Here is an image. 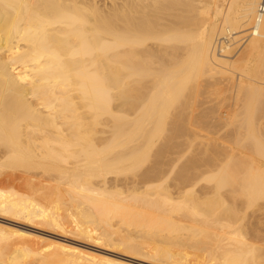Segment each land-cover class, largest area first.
I'll list each match as a JSON object with an SVG mask.
<instances>
[{"label": "bare ground", "instance_id": "bare-ground-1", "mask_svg": "<svg viewBox=\"0 0 264 264\" xmlns=\"http://www.w3.org/2000/svg\"><path fill=\"white\" fill-rule=\"evenodd\" d=\"M259 3L260 0H117L113 3L114 5L110 12L101 13L94 6H83V0H0V167L14 170V167L17 168L18 165L19 168L20 166L28 167L32 165L31 168L36 166L45 169V171L51 170L50 173L55 169L57 178H55L54 173H51V175L52 178L54 175V179H57L55 183L58 185L56 186H59V189H63V195L68 200H73L75 204L77 203L74 206L75 209H82L80 205L82 206L83 204V206L87 207V211L93 214L89 213L90 216H94L97 212L96 215L99 217H96L100 218V221L97 219L99 223L102 221L101 226L106 222L107 216L112 213L115 214L114 217L116 215L118 217L121 216V218L119 217L121 219L119 225H121V222L124 223V220H126V223L132 219L133 223L128 224V226L132 225V228H135L133 226L135 221V225L138 223V225H149L147 228H150V226L155 227V229L156 227H158L157 229L160 227L165 228L160 229L163 232L167 229L170 234L174 233L173 231L176 233L183 230H187L190 233L191 230L197 231L198 235H202L205 238L209 237L208 245L210 250L208 247L207 249L209 250L210 259L214 262L213 264H263L264 161L262 160L264 159V145L262 143L264 144V142L260 143V139H257L258 135L253 136L254 132L251 130L253 117L249 116L250 112L255 108L254 102L260 98L264 99L262 98L264 97V13L259 15ZM238 33L240 35L246 34L240 37L244 38L241 44L236 49H233L235 46L233 44L240 41L236 37ZM241 45L243 46L241 47ZM204 71L209 75L220 73L224 75L223 77L227 75V77L229 76L232 79L234 75L231 73H238L235 92L238 95L237 98H240L242 109H244L248 117L243 118V122L246 119L243 126L247 124V128L249 126L250 129V131L248 129L249 134H247L256 137L253 138L256 142V147H254L255 155H253L252 149H250V152L249 150L245 151L244 148L243 150L245 152L248 151V154L250 153L256 158L250 160L245 155L248 158V163L245 164L243 170L242 168L246 162L239 163L240 161L238 162L237 158L240 159V157L238 156L236 157L237 162L234 161L233 165L229 166L224 162L226 165L222 164V169L217 168V170L221 169L219 173L213 167L214 170L212 169V171L218 173L215 175V185L212 187L200 186L197 194H194L196 196L194 197L195 200L192 197L188 198L186 193L190 191L195 193L193 189H196L194 187L199 185L201 176L210 170L198 169V167L195 168L194 166L190 167L195 168L193 170L188 171V168L182 171L179 170L180 173L177 176L176 174L171 176L174 164H176L175 160L177 159L175 155L173 158H167L166 155L165 161L162 162V159L161 163L158 161V165L155 162L156 164H153L151 168L147 167L148 169H144L145 171L140 176L138 175V178L136 176L135 178L132 177L134 179L131 180L130 178V181H125V178L120 179L124 183H122L123 185L120 184V180L118 182L119 178L117 177L122 170H120L118 165L121 166L123 162L125 167L124 169L121 168L123 170L129 165L128 167H131L130 170L129 168L128 171L127 169L125 170L128 173L142 163V157L140 158L137 154L138 152L135 151L140 145L136 147L130 145L132 148L129 146L127 148L126 145L128 143L141 139L146 148L151 146L150 148L152 149L155 137L161 136L168 128H172L173 125L171 123L167 127L168 118L170 121L179 120L180 122V124L174 125V128H176H173L174 131L182 130V125H185V123L186 129L190 128L191 125L193 126L192 117L196 115L193 114L195 113L193 108L195 105L192 107L191 99L197 94V76L201 73L203 74ZM208 79L211 80L209 76ZM224 79L226 80L227 78H223V82L225 81ZM226 84H231V82ZM111 88L115 89V91L112 92ZM83 107L92 114L94 121L96 120L95 122H98L99 116L105 114L113 118V126H108L111 127V137H109L111 132L108 131L110 129L107 127V131H105L106 129L101 130L99 137L86 133ZM199 114L201 115V113ZM107 132L110 133L106 136ZM172 133H169V135ZM98 134L100 133L98 132ZM191 135L193 134L191 133ZM169 139H171V136ZM98 140L99 143L97 142ZM209 142L212 145L213 142ZM180 143L182 144V142ZM135 145L137 144L135 143ZM203 146L205 147L206 145L204 144ZM200 147L202 148V145ZM222 147L219 148L223 151ZM220 149L217 151V155L219 153L222 155ZM213 150L215 151V148ZM224 150L227 151L226 149ZM168 151L169 149L160 151L161 154L159 156ZM142 153H144V150ZM156 154L155 159L157 158ZM224 154L223 152V158ZM229 155L232 156L231 153ZM147 156L146 154L143 159H147ZM194 156H197V160L194 159L198 163V158L201 156L198 157L197 154ZM138 158L141 159V162ZM228 158L232 157L228 156ZM213 159L215 163L218 161H216L214 156ZM225 159L227 160V155ZM225 159H220L219 162H223ZM212 160L211 162H213ZM125 161L133 164L130 165L128 163L125 165ZM186 161L183 160L184 163ZM215 163L210 165L217 167ZM181 167L183 168V165ZM4 170L2 169V171ZM5 173L3 178L9 175L7 172L5 176ZM9 173L11 176L12 173ZM110 173L114 174L110 175ZM13 175L16 177V174ZM92 177L98 179L93 182L91 181ZM11 178L14 177L11 176ZM203 178L205 179L204 175ZM164 182L168 183L167 186L169 185V187L166 186V192L162 191L163 193H161L160 189L163 188H159L158 183L163 185ZM152 183L155 186L157 183L159 188L155 196L153 189L150 190L154 193L152 197L138 195L142 193L141 191L132 192V190H139V185H147L149 187ZM118 184L121 186H118ZM1 185L4 186L5 184ZM226 186L231 188L230 191L233 194L232 202L228 201L231 204V209L227 208L230 212L229 215L232 217H227V209L225 210L226 207L224 206L228 203L224 195L228 194H218L219 189ZM144 190H146L145 187ZM148 190L146 191L148 192ZM16 191L18 190L6 189L5 186L4 188L0 186V218L5 217L4 215H11L20 217L18 219H27L28 222L30 221L34 224H53L56 228L65 231L66 228L64 227L65 229H63L61 227V224L64 225V223L60 224L63 220L61 217L63 215H60V217L59 214L55 215L53 208L47 206L51 203L46 205L35 194L29 196V194H22L23 191L21 190L22 193L19 191L17 193ZM147 192L144 193L146 194ZM211 193L219 195L221 199L220 207H222L223 203V210L227 213L225 216L215 215V218H202L205 213H210L206 212L205 207L207 203L209 205V202H204L206 203L205 209L203 208L204 210H202L195 201L197 199H208ZM258 199H260L256 208L258 212L255 213L253 211L244 221L247 233L246 231L238 230V227L240 229L243 227L240 225L237 226V230L236 228L234 229L235 220L242 219V222L246 217L248 204L254 205ZM65 201L67 200L65 199ZM54 203H57V201ZM66 203L64 202L65 206H68V201ZM64 204H60V206L63 205V209ZM217 206L219 208V204ZM47 207H51L52 212H50L51 208L48 209ZM83 209L85 210V208ZM211 209L213 211L215 208L213 209L212 207ZM84 210L81 213V217L85 215ZM93 211L94 213H92ZM218 211L222 210L218 209ZM78 214L80 215V213ZM207 214L205 216H208ZM212 214L210 213L209 216ZM79 215H76L78 217L77 220L81 218H79ZM101 216L106 218L102 219ZM222 216L223 218H221ZM196 217H198V220L194 219ZM182 218L188 221L194 220V223L199 221V223L197 222L199 224V226L197 225L198 228L194 229V226L183 223ZM83 220L82 218L80 219L81 224L77 225V228L72 229V232L81 234L97 244L112 246L117 242H113L109 238L110 236L106 238L108 234L105 230L106 236L104 233L101 234L102 232L96 234V230L99 227L92 223L91 220L88 221L92 225H88L87 221ZM241 222L240 224H242ZM115 224L116 222L113 225ZM17 227L10 228L0 223V237L8 236L23 241H31L32 239V243L33 240L36 243H43L41 246L45 247V249L47 248V251L53 247L57 250L56 253L61 256V261L64 264H128L119 258H108L109 256L97 259V256H93L75 245L55 240H50L47 244L48 241L46 242L45 238L34 236ZM106 227L107 230L113 226L109 223ZM123 227L120 228L119 226L118 228L122 229ZM115 229L116 231H113L114 235L118 233L120 236L121 234L117 232V228ZM115 229L113 227V230ZM161 230L160 236L162 237ZM132 231L134 232L135 230L133 229ZM121 233H123V229ZM128 233L131 234V232ZM143 234V237L148 236H145L148 232ZM118 235L116 234V237ZM123 235L128 238L125 239L124 237L127 241L132 239L131 235L129 238L127 233L125 234V230ZM135 236L133 235L134 239ZM154 236H156L158 241H162L164 238L159 239V235L157 236L156 234ZM138 238H142V236ZM124 239H121L122 242L125 241ZM208 239L206 238V240ZM178 240L180 239L177 237L175 243H172L176 244ZM200 240L202 241L203 239ZM44 241L47 245H44ZM201 241V244L205 243ZM135 242L133 241V243ZM141 242L142 240L139 243ZM195 242L193 243L197 245V242ZM180 243H177V246H181ZM81 244L79 243V245ZM144 244L148 245V242H144ZM133 246L132 244L129 247L125 246V250L146 259L162 260L173 264H199L198 262L193 263V258H196L194 255L193 258H189L190 260L192 259L191 261L187 258L186 255L191 253V251L178 254L176 257L174 255L175 251L173 253L170 248H163L160 245L153 247L152 244L150 246L153 248L147 247V251H143L146 249L143 247L145 245H141L143 250ZM203 246H201L202 249L198 248V250L203 251L204 247L206 250V246ZM27 247L24 248L25 250L23 248L21 250H29ZM193 247L195 246L193 245ZM195 250L194 253H198V250L196 252ZM44 251L42 250L41 253ZM26 252H24L25 254L21 252V254L27 255ZM176 252L178 253V249ZM205 252L207 254V251H204V254ZM0 255L2 257V254ZM3 256V258L7 257L4 254ZM28 257L31 258V256ZM38 258L42 261L40 262L42 264L43 258L41 256ZM5 259L0 264H5L6 262L10 264V261ZM206 259L204 257V260ZM58 264L61 263L58 262Z\"/></svg>", "mask_w": 264, "mask_h": 264}, {"label": "rangeland", "instance_id": "rangeland-1", "mask_svg": "<svg viewBox=\"0 0 264 264\" xmlns=\"http://www.w3.org/2000/svg\"><path fill=\"white\" fill-rule=\"evenodd\" d=\"M117 0H83V6L85 5V6H89V7H91V6H94V7H96L98 10H100L101 11V13H107V12H110L111 11V9H112V7H113V3L114 2H116ZM88 7V8H89ZM243 34H246V33H243ZM240 35V33H238V34H236L237 36L236 37H238L237 39H239L240 41H237L236 43H234L233 44V49H236L237 47H238V45H240L241 44V42L244 40V38L242 39V38H240L241 36H244V35ZM243 45H241V47H242ZM241 49V48H240ZM234 51V50H233ZM199 74H200V72H199ZM202 74V73H201ZM200 74V75H201ZM205 76H207V77H205ZM203 76L201 75V77H200V79H199V76L200 75H198L197 76V85H198V87H197V94H195V96L193 97V99H191V104H192V107L195 109V113H193V114H195L196 116H193L192 118H193V122H194V124H193V126L191 125V127L190 128H188V129H186V123H185V125L183 124L181 127V129L182 130H180V131H174V129H176V128H174L175 126L174 125H178V124H180V122H179V120H177V121H170V119L168 118V124H167V127H169V124L171 123L173 126H172V128H168L161 136L159 135L158 137L156 136L155 138L156 139H154L155 141H153V143H152V149L150 148L151 146H147V148H146V145L145 144H143L144 142H143V140H136V141H134V142H130V143H128L127 145H126V147L127 148H132L131 146L133 145L134 147H136V146H138V145H140L139 147H137V150H135V151H137L138 153V155L140 156V158L142 157V163L141 164H139V165H137V167H135V168H133V166H132V168L134 169V170H132L131 169V171H129L128 173H127V171H128V166L129 165H127L126 167V169H127V171H125V170H123L125 167H124V164H123V162H122V165L121 166H119L118 165V167L120 168V170H122L120 173L118 172V171H120L118 168H117V172L119 173H117L118 174V177L117 178H119L118 179V182H119V180L121 179L122 180V178L125 180V181H130V178H131V180L132 179H134L135 178V176L138 178L141 174H142V172H144L145 170H147L149 167L151 168L152 166H153V164H156V165H158L159 163H161V160H162V162L163 161H165L166 160V157L168 158V157H174V155H175V157H177V161L175 160V162H176V164H174V170L172 171V173H171V176H175V174H176V176H177V174H179L180 173V171H182L183 169L184 170H186L187 168H188V171L189 170H193V169H195V168H197L198 167V169H207V170H210L209 172H207V173H203V175H204V177H205V179L203 178V175L201 176V179H200V183H198L199 185H196L194 188H196V189H193V191L195 190V193L194 192H192V191H190V192H185L186 194H188L187 196H188V198H190V197H192L193 199H194V197H196L195 195L197 194V192H198V188L201 186V187H204V186H210V187H212L213 185H215V175H216V173L218 172H220V170L222 169V164H224V162H226L227 163V165H233V163H234V161L235 162H237V160H238V162L239 163H243V162H246V163H244V166H243V168H242V170L244 169V167H245V164H247L248 163V158H250V160L252 159V158H256V156H252L250 153L248 154V151L247 152H245L246 150H249V152H250V149H252L251 151H255L254 150V147H256V142L253 140V138H256V137H253V136H255V135H258V137H257V139L259 138L260 139V143H262V142H264V128H263V126H264V99H259L258 101H256V102H254V110L252 111V112H250V115L249 116H251V117H253V122H252V124L254 125H251V130H252V132H254V135L252 136H249L248 134V129H249V126H248V128H247V124H244V126H243V123L244 122H246V119H244V122H243V118H248L247 117V114H245V111H244V109H242V103L240 102V98L238 99L237 97H238V95H237V93L235 92L236 91V81H237V78H238V73L237 72H235V74H234V72H232L231 74H233L232 76H233V79L232 78H229V76L227 77V75H226V77H223L224 75H221L220 73L218 74V73H216V74H213V75H209L207 72L205 73V71L203 72ZM208 74V75H207ZM208 76H209V78L211 79V80H209L208 79ZM211 77H213V78H211ZM227 78L225 81H227V82H223V78ZM218 79V80H217ZM220 79H222V80H220ZM232 79V81H230ZM214 80V81H213ZM220 80V81H219ZM219 81V82H218ZM221 81H222V83H221ZM229 81V82H228ZM206 82V83H205ZM231 82V84H226V83H230ZM199 83V84H198ZM212 83V84H211ZM220 83V84H219ZM204 84V86H202ZM216 84V85H215ZM225 85V86H223V85ZM217 85H218V87H217ZM222 86V87H221ZM227 86V87H226ZM230 88H229V87ZM205 87V88H204ZM208 87V88H207ZM211 88V89H210ZM225 89V90H224ZM230 91H229V90ZM232 89V90H231ZM212 90V91H211ZM216 90V91H215ZM111 91L112 92H114L115 91V89H112L111 88ZM229 91V92H228ZM208 92V93H207ZM204 93H205V95H204ZM225 93V94H224ZM230 93V94H229ZM199 94V95H198ZM209 96V97H208ZM229 96V97H228ZM236 96V97H235ZM225 97V98H224ZM220 98V99H219ZM262 98H264V97H262ZM196 99V100H195ZM210 99V100H209ZM212 100V101H211ZM228 100V101H227ZM235 100V101H234ZM202 101V102H201ZM210 101V102H209ZM194 102V103H193ZM197 103V104H196ZM206 104V105H205ZM229 104V105H228ZM237 104V105H236ZM241 104V105H240ZM197 106H199L198 107V109H197ZM210 106V107H209ZM238 106V107H237ZM240 106V107H239ZM202 107V108H201ZM208 107V108H207ZM209 108H211V109H209ZM213 108V109H212ZM224 108V109H223ZM226 108V109H225ZM193 109V110H194ZM197 109V110H196ZM206 109V110H205ZM209 110V111H208ZM237 110V111H236ZM242 110V111H241ZM233 111V112H232ZM199 113H201V115L199 114ZM217 113V114H216ZM218 114H220V115H218ZM209 115V116H208ZM228 115V116H227ZM227 116V117H226ZM246 116V117H245ZM83 117H84V120H85V122H86V124L84 125V127L87 129V131H86V133H91V134H93V136L94 135H97V137H99L100 135H101V130L103 131V130H105V131H107V128L108 129H110V130H108V131H110L111 132V134H109L110 136L109 137H111L112 136V131H111V127L113 126L112 125V123H113V118L111 117V116H109V115H102V116H99V120H98V122H95L94 121V119H93V117H92V114L86 109V108H84L83 107ZM227 118V120H226V118ZM206 118V119H205ZM207 118H209V119H207ZM233 118V119H232ZM196 119V120H195ZM223 119V120H222ZM232 119V120H231ZM184 120H186V119H184ZM203 120H205V121H203ZM214 120H215V122H214ZM222 120V121H221ZM218 121H220V122H218ZM179 122V123H178ZM225 122V123H224ZM107 123V124H106ZM231 123V124H230ZM104 124V125H103ZM199 124V125H198ZM212 124V125H211ZM215 124V125H214ZM226 124V125H225ZM111 125V127H108V126H110ZM208 125V126H207ZM240 125H241V127H240ZM105 126V127H104ZM107 127V128H106ZM203 127V128H202ZM216 127V128H215ZM221 127V128H220ZM242 127H244V128H242ZM102 128H104V129H102ZM174 128V129H173ZM213 128V129H212ZM233 128V129H232ZM190 129H191V131H190ZM194 129V130H193ZM200 129V130H199ZM227 129V130H226ZM100 130V131H99ZM207 130V131H206ZM220 130V131H219ZM241 130V131H240ZM100 133V134H98V132ZM189 131V132H188ZM219 131V132H218ZM232 133H231V132ZM249 131H250V129H249ZM110 132H107L105 135L107 136L108 135V133H110ZM172 132H174V133H172ZM182 132V133H181ZM197 132V133H196ZM202 132V133H201ZM214 132V133H213ZM216 132V133H215ZM243 132H244V134H243ZM166 133V134H165ZM169 133H172V134H170L169 135ZM191 133L193 134V135H191ZM194 133H195V135H194ZM200 135H199V134ZM248 133V134H247ZM168 134V135H167ZM215 134H216V136H215ZM236 134V135H235ZM240 134V135H239ZM99 135V136H98ZM184 135V136H183ZM238 135V136H237ZM163 136V137H162ZM168 136H169V138H170V136H171V139H169L168 138ZM173 136V137H172ZM179 136V137H178ZM201 136V137H200ZM212 136V137H211ZM218 136H220V137H218ZM243 136V137H242ZM177 137H178V139H177ZM196 137V138H195ZM205 137V138H204ZM234 137V138H233ZM247 137V138H246ZM250 137V138H249ZM158 138V139H157ZM176 138V139H175ZM201 139V140H200ZM230 139V140H229ZM234 139V140H233ZM238 139H240L239 141H238ZM167 140V141H166ZM199 140V141H198ZM205 140H206V142H205ZM213 140V141H212ZM215 140V141H214ZM248 140V141H247ZM251 140V141H250ZM209 141H211V142H213L212 143V145L211 144H209L210 142ZM237 141H238V144H237ZM250 141V142H249ZM98 143H99V140L97 141ZM96 142V143H97ZM179 142V143H178ZM180 142H182V144L180 143ZM190 142H192V143H190ZM209 142V143H208ZM228 142V143H227ZM248 142H249V144H248ZM253 142H254V145H253ZM135 143L137 144V145H135ZM170 143H171V145H170ZM175 143H177V144H175ZM202 143V144H201ZM216 143V144H215ZM218 143V144H217ZM222 143V144H221ZM236 143V144H235ZM250 143H252V144H250ZM169 144V145H168ZM180 145V147H178L179 145ZM206 145L205 147L203 146V145ZM221 144V145H220ZM226 144H228V145H225ZM247 144V145H246ZM131 145V146H130ZM178 145V146H177ZM189 145V146H188ZM191 145V146H190ZM198 145V146H197ZM200 145H202V148L200 147L199 148V146ZM215 145V147H213L212 148V146H214ZM220 145V146H219ZM222 145H224L223 147H222ZM238 145V146H237ZM243 145V146H242ZM249 145V146H248ZM253 145V146H252ZM262 145H264L263 143H262ZM129 146V147H128ZM160 146V147H159ZM164 146V147H163ZM175 146V147H174ZM228 146H230L229 148H228ZM253 148H252V147ZM156 147V148H155ZM167 147V148H166ZM188 147H189V149H188ZM190 147H191V149H190ZM218 147V148H217ZM219 147H222V149H223V151L219 148ZM247 147V149H245ZM210 148H211V150H210ZM215 148V151L213 150L212 151V149H214ZM232 148H234V149H232ZM243 148H244V150H243ZM148 149H151V150H148ZM166 149H169V151L168 152H165L163 155H160L159 156V154H161V152L160 151H164V150H166ZM181 151H180V150ZM200 149H201V151H200ZM217 149V150H216ZM219 149H220V152H222V155L219 153V155H217V151H219ZM224 149H226L227 151H225ZM139 150V151H138ZM143 150H144V153H142L143 152ZM154 150V151H153ZM158 150V151H157ZM179 150V151H178ZM186 150H188V151H186ZM197 150H198V152H197ZM209 150V151H208ZM230 150V151H229ZM150 151V152H149ZM157 151V152H156ZM176 151H178V152H176ZM229 151V152H228ZM234 151V152H233ZM236 151V152H235ZM239 151V152H238ZM140 152V153H139ZM147 152V153H146ZM170 152H172V153H170ZM176 152V153H175ZM180 152V153H179ZM205 152V153H204ZM211 152H213V153H211ZM216 154H215V153ZM223 152L225 153L224 154V158H223ZM226 152H228V154H226ZM236 153V154H233V153ZM238 152V153H237ZM253 152H251V153H253ZM149 153V154H148ZM153 155H152V154ZM157 153V154H156ZM163 153V152H162ZM179 153V154H178ZM198 153H200V154H198ZM202 153V154H201ZM204 153V154H203ZM229 153H231V155L232 156H230L229 155ZM240 153V154H239ZM136 154V155H137ZM143 154H144V156L147 154L148 156V158L147 159H143V158H145L144 156H143ZM155 154L157 155L156 157V159H155ZM195 154H197L198 155V157H200V158H198L199 160L201 159H203L202 161L200 160H198L197 162L198 163H196V157L197 156H194ZM209 154H210V156H209ZM212 154V155H211ZM214 154V155H213ZM238 154V155H237ZM137 155V156H138ZM142 155V156H141ZM167 155V156H166ZM171 155V156H170ZM178 155H180V156H178ZM185 155V156H184ZM222 157H221V156ZM226 155H227V160L225 159L226 158ZM235 157H234V156ZM248 157H246V156ZM253 155H255V152H254V154ZM151 156V157H150ZM166 156V157H165ZM205 156V157H204ZM212 156V157H211ZM213 156H214V158L216 159V161L218 162V164H217V162L215 163V160L213 159L212 160V158H213ZM215 156H217L218 157V159H217V157H215ZM228 156L229 157H232V158H228ZM240 157V159L239 158H237V160H236V157ZM241 156H244V157H241ZM163 157V158H162ZM181 157V158H180ZM207 157V159H205ZM209 157V158H208ZM140 158H138L139 160H140V162H141V159ZM150 158V159H149ZM196 160H195V159ZM211 158V159H210ZM225 159V160H223V162L221 161V162H219L220 161V159ZM234 158V159H233ZM243 158V159H242ZM159 159V160H158ZM181 159V160H180ZM210 159V160H209ZM143 160H144V162H143ZM155 160V161H154ZM183 160L184 161H186V160H188V161H186V163H184L183 162ZM211 160L213 161V162H211ZM229 160V161H228ZM231 160V161H230ZM244 160H246V161H244ZM249 160V161H250ZM150 161V162H149ZM158 161H159V163H158ZM182 161V162H181ZM195 161V162H194ZM228 161V162H227ZM262 161H264V159L262 160ZM126 162V161H125ZM124 162V163H125ZM148 162V163H147ZM156 162V163H155ZM174 162V163H175ZM200 162V163H199ZM201 162H203L202 164H201ZM128 163H130V165H132L133 163L132 162H128ZM127 162L125 163V165L126 164H128ZM187 163H188V165H189V167H188V165H187ZM204 163H206V164H204ZM216 164L217 165V167H215V165H210V164ZM221 163V164H220ZM231 163V164H230ZM185 164V165H184ZM191 164H192V166H191ZM199 164V165H198ZM176 165V166H175ZM183 165V168L181 167ZM198 165V166H197ZM218 165H220V166H218ZM226 164H224V166H225ZM177 166H179V167H177ZM186 166V167H185ZM195 166V168H190V167H194ZM203 166H205V167H203ZM25 167V168H24ZM32 167V165H30V166H28V167H26V166H20V168H19V165L17 166V168H15L14 167V170H12V168H7V167H3V168H1L0 167V177L5 173V176L7 175V172H8V174L9 175H7L8 177H10L11 178V176L12 177H14V178H8L7 176L5 177V178H3L4 177V175L2 176V178H0V186L1 187H3L4 188V186H5V188L7 189V188H11V189H13V190H18L19 192H21V191H23V193L22 194H26V195H28L29 194V196H33V194H35V196L39 199V200H41V202H43L44 204H50V205H47V206H51L52 208H53V211H54V213H55V215L56 214H59V217H60V215H63V216H61L62 217V221L60 222V224L63 222L64 223V225L63 224H61L62 226L61 227H63V229H65V231H63V230H61L60 228H56L53 224H46L45 225V223L43 224V223H33V222H30V224H29V222L27 221V219H23V218H21V219H18V218H20V217H15V216H11V215H4L5 217H3V218H0V223L1 224H3L4 226H7V227H17V228H19V229H22V230H24V231H26V232H29V233H31L32 235H34V236H41V237H43V238H45V241L47 242V244L49 243V241L50 240H55V241H59V242H62V243H66V244H69V245H75L76 247H78V248H81V249H83L84 251H86V252H88L89 254H91V255H93V256H97L96 258L97 259H99V258H104V257H108V258H119L120 260H122V261H124V262H126V263H128V264H168L169 262H166V261H162V260H152V259H150V258H143V257H141V256H138V255H134V254H132V253H129V252H127L126 250H125V246H127V247H129V246H131V244H132V246L136 243V242H138L139 240L141 241L142 240V244L141 243H136V245H134L133 247H137L138 249H139V245L141 244L142 246L143 245H145V246H143V247H145L146 249H144L143 250V247H141V245H140V249L139 250H143V251H147V247L148 248H150V249H152L154 246H156V245H160V246H162L163 248H170V250L174 253V251H175V254L174 255H176V257H177V255L178 254H182V253H188V252H190L191 251V253H189V254H187L186 256H187V258L189 259V258H193V255L197 258H193V263H195V262H198L199 264L201 263V264H203V263H209V264H213L214 262H213V260H211L210 259V255H209V250H210V247H209V237H206L208 240H206V238L205 237H203L202 235H198L196 232L197 231H192L191 230V233L189 232V231H187V230H183V231H177V233L175 232V231H173L174 233H172V231H171V233L172 234H170L169 232V230H165L164 232H163V230H161V229H165V228H159V229H157L158 227H156V229H155V227H153V226H150V228H147V227H149V225L148 226H146V225H138V224H136L135 225V221H134V224H133V226H135V228H132V225H130L131 226V228H130V226H128V224L129 223H133V221H131V220H128V222H126L125 223V221L126 220H124L123 222L124 223H122L121 222V225H119L120 224V218H121V216H119L118 217V215H116L115 217H114V215L115 214H112V213H110V215H108L107 217L108 218H106L107 220H106V225H104L103 224V226H101V223H102V221H101V223H99L98 222V220L97 219H99V221H100V218H97V217H99V216H97L96 214H97V212L95 213V217L94 216H90V212L89 211H87V207L86 206H83V204H82V206L80 205V208H85V210H84V212H85V215H83L84 217H81L82 215H81V213L83 212V210L82 209H75V207L74 206H76L77 205V203L75 204V201H73V200H68L64 195H63V189H59L60 187L59 186H56V185H58L57 183H55V181H57V179L55 180L54 179V175L56 174V170L54 169V170H52V172L51 173H54V175H53V178H52V175H51V173H50V171H45V169H43V168H39V167H36V166H34L33 168H31ZM148 167V168H147ZM200 167V168H199ZM213 167H214V169L215 170H217V168H221L219 171L217 170V172L216 171H212V169H213ZM31 168V169H30ZM121 168H123V169H121ZM131 168V167H130ZM130 168H129V170H130ZM142 168H143V170H142ZM177 168H179V169H177ZM2 169L5 171H2ZM34 169V170H33ZM42 169V170H41ZM136 169V170H135ZM145 169V170H144ZM213 169V170H214ZM26 170V171H25ZM33 170V171H32ZM142 170V171H141ZM177 170V171H176ZM180 170V171H179ZM14 171V172H13ZM43 171H44V173H43ZM2 172H4V173H2ZM9 172H13L12 174H11V176H10V173ZM32 172H33V174H32ZM36 172V173H35ZM126 172V173H125ZM2 173V174H1ZM38 173V174H37ZM217 173V174H218ZM13 174H16V177H15V175H13ZM21 174V175H20ZM42 174H44V175H42ZM112 174H114V173H110V175H112ZM129 174H131V175H129ZM134 174H136V175H134ZM206 174H207V177H206ZM213 174V175H212ZM35 175V176H34ZM48 175H50V176H47ZM139 175V176H138ZM122 176V177H121ZM209 176V177H208ZM44 177H46V178H44ZM50 177V178H49ZM121 177V178H120ZM132 177H134V178H132ZM211 177V178H210ZM48 178V179H47ZM55 178H57L56 177V175H55ZM93 178V179H92ZM91 178V181H93L94 182V180L96 179H98V178H94V177H92ZM23 179V180H22ZM53 179V180H52ZM127 179V180H126ZM129 179V180H128ZM207 179V180H206ZM90 180V179H89ZM95 180V181H96ZM120 180V184H122L123 183V181H121ZM5 181V182H4ZM41 182V183H40ZM211 182H214V183H211ZM36 183V184H35ZM210 185H209V184ZM1 184H5L4 186L3 185H1ZM11 184V185H10ZM120 184H118V186H121ZM124 184V183H123ZM122 184V185H123ZM167 184L168 183H166V182H164V184L162 185V183L161 184H159L158 183V185L160 186L159 188H165L164 190L163 189H160L161 190V193H163L164 191L166 192V186H167ZM41 185H43V186H41ZM6 186H8V187H6ZM16 186V187H15ZM17 186H18V188H17ZM27 186V187H26ZM53 186V187H52ZM164 186V187H163ZM13 187H15V188H13ZM38 187V188H37ZM43 187H45V188H43ZM52 189H51V188ZM59 187V188H58ZM122 187H124V186H122ZM141 187V188H140ZM143 187V188H142ZM144 187H145V189L146 190H148L149 188V190H148V192L146 191V190H144L143 191V189H144ZM151 187H153V188H151ZM155 187V188H154ZM167 187H169V185L167 186ZM227 187V186H226ZM226 187H223V188H220L219 189V193L218 194H220V193H222L223 195L224 194H228V195H224V196H226V202H232V200H231V198H232V196H233V194L231 193V191H230V187L228 186L227 188ZM17 188V189H16ZM42 188V189H41ZM158 188V186H157V183H156V186H155V184L154 183H152L151 185H149V187L146 185H142V186H138V189L139 190H132V192L134 191H141L142 193L140 194H138V195H140V196H149V197H152L153 196V194H154V196L156 195V192H157V189H159ZM28 189V190H27ZM57 189V190H56ZM131 189H133L132 187H131ZM141 189V190H140ZM154 190V193H152V191H150V190ZM21 190V191H20ZM35 190V191H34ZM46 190V191H45ZM122 190H124V188H122ZM18 191H16L17 193H19ZM163 191V192H162ZM189 191V190H188ZM221 191V192H220ZM225 191H227V192H225ZM27 192V193H26ZM37 192V193H36ZM59 192V193H58ZM127 192V191H126ZM144 192H147L146 194L144 193ZM230 192V193H229ZM43 193V194H42ZM149 193V194H148ZM152 193V194H151ZM45 194V195H44ZM48 194V195H47ZM55 194V195H54ZM124 194H126V193H124ZM195 194V195H194ZM218 194H216V193H211L210 195H209V198L208 199H210V200H208V199H197L195 202H197L196 204H197V206H198V204H199V208L200 209H202V210H204L205 208H204V206H205V204L206 203H204L205 201L206 202H209V205H207L206 204V212H210L211 214L212 213H214V214H212L211 216H209V214H207V213H205V215L207 214L208 216H203L202 218H205V217H208L209 219L212 217V218H215L214 216L215 215H218V216H221V215H223V216H225L227 213V217L228 216H231V215H229V211H228V209L230 208V205L231 204H229V202L228 203H226V204H229V205H224L223 203H222V207H220V205H221V202H220V197H219V195ZM221 194V195H222ZM61 195V196H60ZM127 195H128V193H127ZM131 195V194H130ZM218 195V196H217ZM186 196V195H185ZM64 200H63V199ZM187 198V197H186ZM46 199V200H45ZM65 199L68 201V206H69V208H68V206L66 205L65 206V204H67L66 202L67 201H65ZM59 200V201H58ZM62 200H63V203H62ZM195 200V199H194ZM208 200V201H207ZM231 200V201H230ZM57 201V203H54V202H56ZM202 201V202H201ZM49 202V203H48ZM64 202H65V204H64ZM213 202H214V204H213ZM260 202V199H258L256 202H255V204L253 205H249L248 204V206H247V208H246V213L247 214H245L246 215V217L244 218V220L241 222V220L242 219H236L235 220V224H233V227H234V229L236 228V230H237V226H243L241 229H240V227H238V230H240V231H246L245 229H247L246 228V226H244V225H246L245 224V222L244 221H246L245 219H247V216L248 215H250V213H252L253 211H255V213H257L258 211L256 210V208H257V203H259ZM53 203V204H52ZM132 203V202H131ZM201 203V204H200ZM203 203V204H202ZM219 204V208H218V206H217V204ZM60 204H64V209L66 210H64L62 207H63V205H61L60 206ZM213 204V205H212ZM57 205H58V207H57ZM214 205H216V207H214ZM226 207L225 208V210L227 209V213H226V211L225 210H223L224 209V206ZM209 206V207H208ZM228 206V207H227ZM51 207H49V208H51ZM208 207V208H207ZM213 207V211H211L212 208ZM48 208V207H47ZM48 208V209H49ZM52 208L50 209V212H52L51 210H52ZM59 210V209H61V210H57V209ZM71 208V209H70ZM204 208V209H203ZM216 208H217V210H216ZM77 210L78 211V213H80V215L77 213L76 214V212H75V210ZM218 209H221L222 211H218ZM231 209V208H230ZM60 211H61V214H60ZM215 211H217L216 213H218V214H216L215 213ZM205 212V211H204ZM65 213V214H64ZM71 213V214H70ZM74 213V214H73ZM90 213V214H89ZM92 213H94V211L92 212ZM249 213V214H248ZM111 214H112V216H111ZM74 215V216H73ZM76 215H79V218L81 217L82 218V220L84 219L85 221H87L86 223L88 224V225H92V223H94V224H96L97 225V227H99L98 228V230H96L97 232H96V234H99V233H101V234H103L105 231H106V233L108 234H106V233H104V235L106 236V238L108 237V236H110L109 238L111 239V240H113V242L115 241H117L116 243H114L112 246H110V245H104V244H100V243H93L94 241H92V240H90V239H87V237L85 238L83 235H81V234H75L74 232H72V229H74V228H77V225H79V224H81V222H80V219H78L77 220V216ZM88 215V216H87ZM91 215H93V214H91ZM104 216H106V215H104ZM104 216H101L102 217V219H105L104 218ZM223 216L221 217V218H223ZM15 217V218H14ZM65 217H67V218H65ZM232 217V216H231ZM89 218V219H88ZM97 220H95V219ZM110 218H112V219H110ZM116 218V219H115ZM200 218V217H199ZM101 219V220H102ZM195 220H198V217H196V218H194ZM83 220V221H84ZM88 220H91V222L92 223H90ZM92 220H95L96 222H98V223H96L95 221H92ZM123 220V219H122ZM199 220H201V219H199ZM242 223V224H240V222ZM68 221H70V222H68ZM184 221V222H183ZM193 221V222H192ZM5 222V223H4ZM7 222V223H6ZM90 224H89V223ZM116 222V226L115 225H113L114 223ZM117 222H119V223H117ZM182 222L183 223H187V224H189V225H192V226H194L193 228L194 229H196V228H198V226H199V221H195L196 223H194V220H186V219H184V218H182ZM239 222V223H238ZM244 222V223H243ZM33 223V224H32ZM68 223H70V224H68ZM85 223V224H86ZM112 224V226L114 227V229L115 228H117V232H119L121 235L119 236L118 235V233H115V235H114V232L113 231H116V229L115 230H113V227L112 228H110V229H107V230H109L108 232H107V230H106V226H107V224ZM13 224V225H12ZM40 224V225H39ZM83 224V223H82ZM100 224V225H99ZM124 224V225H123ZM194 224V225H193ZM237 224V225H236ZM48 225V226H47ZM49 225H50V227H49ZM127 225V227L125 228V226ZM198 225V226H197ZM31 226V227H30ZM47 226V227H46ZM71 226H74V227H71ZM120 226V228L121 227H123L122 229H123V233H124V230H125V234L127 233V235L129 236V238L131 237L132 239H129V241H127V240H125V239H128V238H126V236H124L123 235V233H121L122 232V229H120V228H118ZM141 226V227H140ZM142 226H144V227H146V228H144V227H142ZM236 226V227H235ZM53 227H55V228H53ZM65 227V228H64ZM104 227V228H103ZM106 227V228H105ZM103 228V229H102ZM125 228V229H124ZM142 228H144L143 230H142ZM27 229V230H26ZM35 229V230H34ZM37 229V230H36ZM54 229V230H53ZM60 229V230H59ZM68 229V230H67ZM121 231H119V230ZM135 230L134 232L132 231V230ZM146 229V231H144ZM148 229V230H147ZM100 230V231H99ZM105 230V231H104ZM138 230H140L141 232H148V234H146L145 236H147V237H143L144 236V234L143 233H141L140 231H138ZM152 230V231H151ZM153 230H154V233H153ZM160 230L162 231V233H161V235L163 234H165L164 236L162 235V237L160 236ZM257 230H259L258 228H257ZM68 231H70L69 233H68ZM155 231H156V233H155ZM167 231H169V232H167ZM128 232H131V234H129ZM135 232H136V234H135ZM137 232H139V233H137ZM153 233V234H151V233ZM193 232V233H192ZM110 233V234H109ZM112 233V234H111ZM150 233V234H149ZM158 233V234H157ZM166 233H168V234H166ZM189 233H190V235H189ZM246 233H247V231H246ZM255 233V232H254ZM44 234V235H43ZM73 234H75V235H73ZM116 234L119 236H117L118 238H120L119 240H118V238L116 237ZM141 235L142 236V238H138V237H141V236H138V237H136L135 235ZM159 235L158 236V238L160 239H162L163 237V240H165V238H166V240L165 241H161V240H157V238H156V236H154V235ZM178 234V239H180V240H178L177 241V243H180L181 244V246L179 245V246H177V243L176 244H174L175 243V241L177 240V237H176V235ZM264 234V233H263ZM60 235V236H59ZM76 235H78V236H76ZM131 235V236H130ZM133 235L135 236V239L133 238ZM154 237H153V236ZM167 235V236H166ZM169 235V236H168ZM173 235V236H172ZM192 235H193V237H192ZM75 236V237H74ZM127 236V237H128ZM152 238H151V237ZM171 236H172V238H171ZM190 236V237H189ZM80 237H81V239H80ZM123 237V238H122ZM124 237H125V239H124ZM151 238L150 240H149V238ZM176 237V238H175ZM180 237V238H179ZM192 237V238H191ZM200 237V238H199ZM9 238V239H8ZM11 238V239H10ZM112 238H114V239H112ZM137 238H138V240H137ZM153 238H155V239H153ZM168 238H169V240L171 241H169L168 240ZM187 238H188V240H187ZM199 238V239H198ZM14 239V240H13ZM87 239V240H86ZM116 239V240H115ZM121 239H124L123 241L124 242H122V240ZM144 239V240H143ZM147 239V240H146ZM174 239H176V240H174ZM200 239H203L202 241L200 240ZM3 240H4V242H3ZM155 240H157V241H155ZM198 240H199V244H198ZM45 241H44V243H45ZM90 241V242H89ZM133 241L135 242V243H133ZM161 241V242H160ZM180 241V242H179ZM194 241H196L197 242V245H195L193 242ZM200 241L201 242H205V243H200ZM9 242V243H8ZM29 242V243H28ZM119 242V243H118ZM126 242H128V243H126ZM144 242H148V245L147 244H144ZM150 242V243H149ZM153 242V243H152ZM156 242V243H155ZM162 242H164V243H162ZM168 242H170V243H168ZM172 242H174V243H172ZM195 242V243H196ZM5 243V244H4ZM24 243V244H23ZM27 243V244H26ZM79 243L81 244V245H79ZM124 243H125V245H124ZM159 243V244H158ZM19 244V245H18ZM28 244H30V245H28ZM33 244V245H32ZM46 243L44 244V245H47ZM128 244V245H127ZM139 244V245H138ZM152 244H153V247H151L152 246ZM162 244H164V245H162ZM166 244V245H165ZM169 244H171V246H169ZM41 245H43V243L42 244H40L39 242L38 243H36V241H34L33 240V243H32V239H31V241L29 240H26V241H23V240H18V239H16V238H12V237H8V236H3V237H0V246H1V249H0V254H2V257H0V262L1 261H4V259L6 260V261H10V264H37L38 262L40 263V262H42V261H40V259L38 258L39 256H41V258H43V263L44 264H58V262L59 263H61V264H64L62 261H61V256L60 255H58L56 252H57V250H55L53 247H51V250L49 249L48 251H47V248L45 249V247H42ZM103 245V246H102ZM122 245V246H121ZM138 245V246H137ZM146 245H147V247H146ZM151 245V246H150ZM193 245L195 246V247H193ZM206 246V250H205V247L204 246ZM26 246H28L27 248H29V250H26V251H28V252H26V251H24L25 249V247ZM105 246V247H104ZM182 246H184L185 247V249H184V247H182ZM196 246H198V247H196ZM201 246H203L204 247V249H203V251L202 250H198V248L199 249H202L201 248ZM8 247V248H7ZM17 247H19V248H17ZM44 248V249H42V248ZM84 247V248H83ZM178 247V248H177ZM182 247V248H181ZM207 247L209 248V250L207 249ZM17 248V249H16ZM24 249V250H21V249ZM42 249L43 251L44 250H46V251H44L43 253H41L42 252V250H38V249ZM120 248V249H119ZM195 248H196V250H195ZM15 249V250H14ZM20 249V250H19ZM30 249L33 251H31L30 252ZM35 249V250H34ZM38 250V252H36L37 250ZM54 249V250H53ZM94 249V250H93ZM150 249H148V250H150ZM178 249V253L176 252V250ZM187 249V250H186ZM193 249V250H192ZM3 250H6V251H3ZM7 250H9V251H7ZM194 250H195V252L198 250V253L196 252V253H194ZM3 251V252H2ZM23 253V254H25L24 252H26L27 253V255H23V254H21V252ZM35 251V252H34ZM102 251V252H101ZM201 251H202V253H203V255H202V253H201ZM204 251H207V254H206V252H205V254H204ZM7 252V253H6ZM17 252V253H16ZM51 252V253H50ZM101 252V253H100ZM180 252V253H179ZM9 253V254H8ZM12 253V254H11ZM14 253V254H13ZM40 254L39 256H38V254ZM192 253H194V254H192ZM201 253V254H200ZM3 254L6 256L7 255V257H5V258H3L4 256H3ZM17 254H18V256H17ZM30 254V255H29ZM195 254H197V255H195ZM21 257H20V256ZM126 255V256H125ZM190 257H189V256ZM1 256V255H0ZM9 256V257H8ZM10 256H11V258H10ZM25 256V257H24ZM28 256H31V258L30 257H28ZM202 256H203V258H202ZM208 256V257H207ZM16 257V258H15ZM24 257V258H23ZM204 257H206L207 259L206 260H204ZM29 258V259H28ZM47 258V259H46ZM127 258V259H126ZM132 258V259H131ZM201 258H202V260H201ZM23 259H24V261H23ZM30 259H32V260H30ZM45 259V260H44ZM148 259H150V260H148ZM195 259H196V261H195ZM200 259V261H198ZM212 262H210L209 260ZM26 260H27V262H26ZM58 260V261H57ZM130 260V261H129ZM190 260V259H189ZM190 260V261H191ZM208 260V261H207ZM264 260V259H263ZM61 261V262H60ZM15 262V263H14ZM19 262V263H18ZM24 262V263H23ZM30 262V263H29ZM55 262V263H54ZM150 262V263H149ZM262 262H264V261H262ZM38 263V264H39ZM42 263V264H43ZM5 264H7V262L5 263ZM41 264V263H40ZM169 264H173V263H169ZM262 264V263H261ZM264 264V263H263Z\"/></svg>", "mask_w": 264, "mask_h": 264}, {"label": "built area", "instance_id": "built-area-1", "mask_svg": "<svg viewBox=\"0 0 264 264\" xmlns=\"http://www.w3.org/2000/svg\"><path fill=\"white\" fill-rule=\"evenodd\" d=\"M258 11H259V15L264 13V0H260Z\"/></svg>", "mask_w": 264, "mask_h": 264}]
</instances>
